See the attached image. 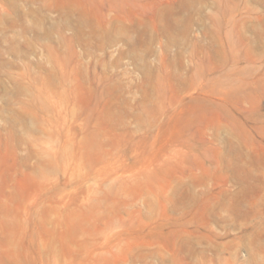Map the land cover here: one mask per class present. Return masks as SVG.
Returning a JSON list of instances; mask_svg holds the SVG:
<instances>
[{
    "label": "rangeland",
    "instance_id": "1",
    "mask_svg": "<svg viewBox=\"0 0 264 264\" xmlns=\"http://www.w3.org/2000/svg\"><path fill=\"white\" fill-rule=\"evenodd\" d=\"M0 264H264V0H0Z\"/></svg>",
    "mask_w": 264,
    "mask_h": 264
}]
</instances>
